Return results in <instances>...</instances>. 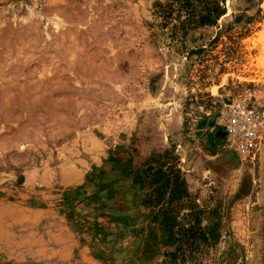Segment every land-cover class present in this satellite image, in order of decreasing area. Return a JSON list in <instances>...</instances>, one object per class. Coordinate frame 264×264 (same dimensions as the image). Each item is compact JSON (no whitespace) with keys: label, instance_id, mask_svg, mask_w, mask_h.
Returning a JSON list of instances; mask_svg holds the SVG:
<instances>
[{"label":"rangeland","instance_id":"rangeland-1","mask_svg":"<svg viewBox=\"0 0 264 264\" xmlns=\"http://www.w3.org/2000/svg\"><path fill=\"white\" fill-rule=\"evenodd\" d=\"M250 92L264 0H0V264H163L170 206L218 234L187 264H264V136L220 122Z\"/></svg>","mask_w":264,"mask_h":264},{"label":"built area","instance_id":"built-area-1","mask_svg":"<svg viewBox=\"0 0 264 264\" xmlns=\"http://www.w3.org/2000/svg\"><path fill=\"white\" fill-rule=\"evenodd\" d=\"M248 95L249 99L225 104L220 110L224 142L245 161L255 157L264 136V102L252 92Z\"/></svg>","mask_w":264,"mask_h":264},{"label":"trees","instance_id":"trees-1","mask_svg":"<svg viewBox=\"0 0 264 264\" xmlns=\"http://www.w3.org/2000/svg\"><path fill=\"white\" fill-rule=\"evenodd\" d=\"M160 187L162 186L156 188V192L164 194L165 190ZM162 214L168 238L174 243L172 250L164 252L163 264H187V261L197 260V256L205 248H209L218 240L215 228H201L198 217L192 212L182 214L178 220L177 209L170 206L167 210H163Z\"/></svg>","mask_w":264,"mask_h":264},{"label":"water","instance_id":"water-1","mask_svg":"<svg viewBox=\"0 0 264 264\" xmlns=\"http://www.w3.org/2000/svg\"><path fill=\"white\" fill-rule=\"evenodd\" d=\"M223 135V134H222Z\"/></svg>","mask_w":264,"mask_h":264}]
</instances>
